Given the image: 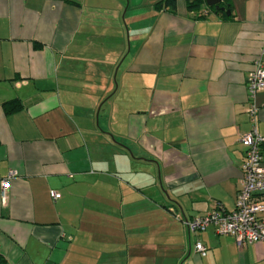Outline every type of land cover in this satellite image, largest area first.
Segmentation results:
<instances>
[{
  "label": "crops",
  "instance_id": "obj_1",
  "mask_svg": "<svg viewBox=\"0 0 264 264\" xmlns=\"http://www.w3.org/2000/svg\"><path fill=\"white\" fill-rule=\"evenodd\" d=\"M159 1L0 0L5 264H264V242L185 225L235 207L264 0Z\"/></svg>",
  "mask_w": 264,
  "mask_h": 264
},
{
  "label": "built area",
  "instance_id": "obj_2",
  "mask_svg": "<svg viewBox=\"0 0 264 264\" xmlns=\"http://www.w3.org/2000/svg\"><path fill=\"white\" fill-rule=\"evenodd\" d=\"M263 88L264 70L256 64L247 82L250 103L247 114L251 129L240 138V144L244 148V161L234 209L226 211L218 206L201 217L186 220L189 234H200L212 227L217 235L233 238L238 246L264 242V138L256 128L258 110L253 104L255 94ZM3 186H7L6 181ZM51 197L56 200L59 194L51 192ZM194 248L201 256L205 255L206 249L200 242Z\"/></svg>",
  "mask_w": 264,
  "mask_h": 264
},
{
  "label": "trees",
  "instance_id": "obj_3",
  "mask_svg": "<svg viewBox=\"0 0 264 264\" xmlns=\"http://www.w3.org/2000/svg\"><path fill=\"white\" fill-rule=\"evenodd\" d=\"M176 1L175 0H160L157 4L156 7H163L165 8L169 13L174 14L176 10ZM204 0H186V5H187V10L188 11H198L199 8L203 5ZM210 9H212L210 7ZM6 105L7 111H12L18 108V105L15 103L13 104L12 102H9ZM0 264H5V260L3 257L0 255Z\"/></svg>",
  "mask_w": 264,
  "mask_h": 264
},
{
  "label": "water",
  "instance_id": "obj_4",
  "mask_svg": "<svg viewBox=\"0 0 264 264\" xmlns=\"http://www.w3.org/2000/svg\"><path fill=\"white\" fill-rule=\"evenodd\" d=\"M222 1L223 0H205V4L208 7H212L214 11L217 12L218 10H224L223 7H220V4L222 3Z\"/></svg>",
  "mask_w": 264,
  "mask_h": 264
}]
</instances>
